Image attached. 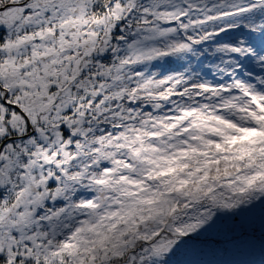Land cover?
I'll return each mask as SVG.
<instances>
[{"label": "snow or ice", "instance_id": "6c2138e0", "mask_svg": "<svg viewBox=\"0 0 264 264\" xmlns=\"http://www.w3.org/2000/svg\"><path fill=\"white\" fill-rule=\"evenodd\" d=\"M0 264H264V0H0Z\"/></svg>", "mask_w": 264, "mask_h": 264}]
</instances>
